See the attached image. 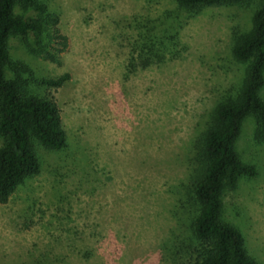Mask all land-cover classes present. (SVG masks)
Wrapping results in <instances>:
<instances>
[{"label":"rangeland","instance_id":"374dc122","mask_svg":"<svg viewBox=\"0 0 264 264\" xmlns=\"http://www.w3.org/2000/svg\"><path fill=\"white\" fill-rule=\"evenodd\" d=\"M43 1L67 37L58 63L28 53L16 36L9 53L37 77L69 74L58 88H39L57 104L67 144L36 145L37 173L0 203V264H180L167 247L182 218L176 197L191 141L215 102L238 91L244 65L230 56V29L248 27L259 0L202 9L180 29L173 58L131 72L137 21L172 0ZM254 125L244 119L235 148L256 173L224 192L222 217L264 264V144Z\"/></svg>","mask_w":264,"mask_h":264},{"label":"trees","instance_id":"16d2710c","mask_svg":"<svg viewBox=\"0 0 264 264\" xmlns=\"http://www.w3.org/2000/svg\"><path fill=\"white\" fill-rule=\"evenodd\" d=\"M252 1L172 0L171 8L137 21L140 38L130 49L125 70L173 58L180 29L202 9L248 6ZM57 24L58 15L43 0H0L1 204L37 173L36 145L61 149L67 144L59 108L39 88H58L69 74L37 77L28 63L9 53V39L16 36L28 53L58 63L68 43ZM230 39V56L244 65L243 77L235 95L215 102L191 141L193 163L176 197L182 218L177 217L167 247L169 256L183 257L180 264H259L248 253L241 231L223 219L222 196L235 189L239 179L256 173L255 166L243 162L235 148L247 116L254 118L253 139L264 144V99L260 96L264 86V0L252 11L248 27H231Z\"/></svg>","mask_w":264,"mask_h":264}]
</instances>
